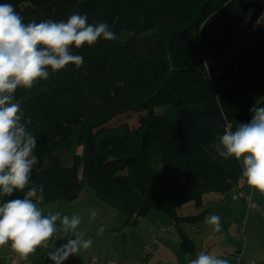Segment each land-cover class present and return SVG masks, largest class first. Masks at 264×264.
<instances>
[{
  "label": "trees",
  "instance_id": "16d2710c",
  "mask_svg": "<svg viewBox=\"0 0 264 264\" xmlns=\"http://www.w3.org/2000/svg\"><path fill=\"white\" fill-rule=\"evenodd\" d=\"M0 3L11 4L25 23L66 22L77 13L89 23L106 22L116 34L115 40L101 37L92 46L73 47L84 58L79 69L69 64L49 70L47 80L14 93L15 99L30 93L22 122L30 120L26 127L37 139L34 154L57 150L75 130L82 152L31 173L24 192L8 200L36 187L41 203L74 202L91 187L127 222L137 224L160 208L178 224L205 221L208 207L202 208L201 195L224 194L244 178L239 161L223 160L213 145L225 127L235 130L250 122L253 105L264 107V24L255 25L264 0ZM135 112L137 126L119 120ZM192 201L196 214L180 215L181 206ZM181 232L182 249L192 251L193 240ZM152 236L153 247L145 252ZM152 236L140 263L150 264L158 234Z\"/></svg>",
  "mask_w": 264,
  "mask_h": 264
},
{
  "label": "clouds",
  "instance_id": "9594fccd",
  "mask_svg": "<svg viewBox=\"0 0 264 264\" xmlns=\"http://www.w3.org/2000/svg\"><path fill=\"white\" fill-rule=\"evenodd\" d=\"M101 37L116 39L106 22L89 23L87 16L74 13L66 22L48 19L25 23L11 4L0 3V195L24 192L33 168L39 163L34 154L37 139L26 127L30 120L22 122L14 93L18 88L31 89L38 80H47L49 70L58 72L69 64L79 69L84 58L74 54L73 47L92 46ZM249 111L250 122L239 123L235 130L230 125L225 127L213 148L223 160L240 161L247 185L264 194V107L253 105ZM41 202L37 188L31 187L22 198L0 204V247L10 242L16 258L24 261L37 248L47 247L53 235L60 232L64 235L58 239L66 242L54 247L48 259L63 264L70 256H78L92 246L93 241L77 231L81 216L44 214L38 206ZM205 222L214 232L222 230L219 215L206 216ZM103 232L101 226L98 234ZM189 264H229V261L201 251Z\"/></svg>",
  "mask_w": 264,
  "mask_h": 264
},
{
  "label": "rangeland",
  "instance_id": "374dc122",
  "mask_svg": "<svg viewBox=\"0 0 264 264\" xmlns=\"http://www.w3.org/2000/svg\"><path fill=\"white\" fill-rule=\"evenodd\" d=\"M253 12H254L253 8L248 11V13L246 14L243 20L244 24L250 22L253 16ZM263 19H264V8L262 9L261 12L258 13L255 25L257 26L260 23H262L261 20ZM38 91L39 90H36L35 93ZM31 93H33V91ZM28 96H30V93L21 96L19 99L14 98V102L19 103L20 105L21 113H23L25 102ZM128 115H129L128 117L126 113L119 115L120 117L119 120L120 121L126 120L130 122L131 126H137L138 115H139L138 112L129 113ZM77 134L78 131L75 130L72 136L70 137V140L66 144H64L55 151L49 152L43 156H38L39 163L33 168L32 173L38 171L43 167H46L47 165H50L52 163H55L63 159V157L66 156L73 157L76 153H78L81 150L82 146H80L79 148L77 147L78 146ZM239 163L241 164L240 161ZM242 196H245V200H247V198H250L254 207H256L257 204L260 205L261 210L258 208L255 209V212H258L260 215L256 213L257 217L256 216L254 217L260 220L261 216L262 217L264 216V194H261L259 191H256L251 187H249L246 183V179L243 177L240 178L239 184H237L236 186H234L233 189H231L230 191L224 194H222L219 191H211V192L203 193L201 195L202 205L204 206H210L213 203H215L216 200L223 199L222 204L225 203L230 208L229 210H225L222 212L213 211L210 214V215H214V214L219 215L221 217V225H222V230L219 232V235L214 233L212 237H210V239L213 240V243H215L216 246H220L219 250L221 251L217 252L214 250V252L217 253L216 256H218L219 258L227 259L229 261V264H237L238 255L241 256L242 259L241 264H253L255 262L252 256L255 254V251L258 249L260 253L257 254L259 261L258 264H264V249L262 246L264 244V217L261 223L260 221H258V219H255V226L252 228V219L251 218L248 219V214L249 212H251V210L254 209H252L253 207L248 208L247 202L242 201ZM237 198L241 199V204L237 202ZM257 201L260 203H258ZM47 204H40L39 206H48V208L50 209L47 210V213L59 212L61 216L63 215L71 216L72 214H77L76 211L77 209H79V214L82 218V222L78 228L81 230L85 229L86 231H88L89 229L90 233L86 234L84 238L85 239L90 238L91 240L92 238H95V242H98L99 240L101 241L111 238L112 233L109 230L106 231L104 230L102 235L98 234V229L102 225L106 224V222L110 221L113 224L121 225L123 231H121V234L118 235L116 238V247H117L116 256L117 258L118 256L122 257V258H118L121 261L120 262L121 264L124 263L123 262L125 260L124 256H126V259H134L140 253V252L138 253L137 251V248L139 246L138 242L141 240L142 234H145L148 231H150L151 234L148 235L147 239H149L151 235L160 234V232L162 231V227L169 229L167 232H165L163 237L162 235H159L158 238H156L157 240L155 242V248L153 253L155 252V254L157 255V250L159 249V255H160L163 250H165L166 252L171 250L172 242H174L175 239L179 235H181L180 234L181 228L188 229L189 233L191 232V234L193 235V237H195L196 240H197L196 238L197 234H195L194 232L202 228V223L200 221H195V222L180 221L178 222V224H176L173 217L165 214L160 208H153L147 215L141 217L140 218L141 220L137 224H134L133 222L131 223L127 222V216L124 215V213L100 201V199L96 197L95 191L91 187L86 189L81 194V196L74 202L65 203L64 201H54ZM84 205H88L91 207L88 208V212H86V214H83ZM196 212H197V207L194 201L184 204L181 207V209H179L180 215L196 214ZM93 213H95V216H93ZM241 214H243V220H241L243 222L242 228H241V223L239 221L241 218ZM57 224L59 225V221H57ZM170 228H172V230ZM242 229H246L245 233H242ZM210 231H213V229L211 228ZM248 231H253V232L251 235H249ZM52 238L54 239V235ZM120 238H127V239L121 241ZM179 238L181 239V237ZM248 238L250 239L249 241ZM247 241H248V245L245 251V246ZM181 242L182 239L179 241L178 249H180ZM206 249L207 248L205 247V250L203 252L206 253ZM180 251L182 252V254H185V252L182 249H180ZM210 252L213 253L212 247ZM117 258L115 259L117 260ZM151 258H152V254H150L149 256V261L152 264ZM191 259H194V257L191 256ZM158 264H161V261ZM164 264H173V263L171 261H165Z\"/></svg>",
  "mask_w": 264,
  "mask_h": 264
},
{
  "label": "crops",
  "instance_id": "0c3cea01",
  "mask_svg": "<svg viewBox=\"0 0 264 264\" xmlns=\"http://www.w3.org/2000/svg\"><path fill=\"white\" fill-rule=\"evenodd\" d=\"M80 146H82V145H78L77 147L79 148ZM77 151H79V150H77ZM80 152H82V147H81V150L79 151V153ZM243 198H244V196H242V201L244 202L245 200ZM7 200H8L7 196L0 195V204H2L4 202H7ZM222 201H223V199H218L212 205L207 206L208 207V216H210V214L213 211L214 212H222V211L230 209L225 203L222 204ZM237 202H239L241 204V199L237 198ZM65 203H67V202H65ZM258 203H260V202H258ZM40 204H47V203H39L38 206ZM39 207H41L43 209L44 214H48L47 210L50 209V208H48V206H39ZM204 207L205 206L203 205L202 208L204 209ZM88 208H91V207L88 206V205H84L83 214H86V212H88ZM256 208L257 207H253L252 209H254V210H251V212H249V214H248V219H250V218L252 219V228L255 226V219H258V218H254L255 216L257 217L256 213H258V212H255ZM258 209H260V208H258ZM76 212H77V215L80 216L79 209H77ZM191 215H193V214H191ZM258 215H260V214L258 213ZM263 217L261 216L260 220L258 219V221H260V223L263 221ZM241 220H243V214H241V218H240L239 221H241ZM185 221H188V220H185ZM189 222H193V221L189 220ZM200 222L202 223V228L200 230H196L197 233L194 232L195 234H197L196 238H197L200 246H199L197 240L195 239V237H193V235L191 234V232L189 233L188 229H182L181 228V230L183 231L181 233H185L187 236L192 238L193 243H194L193 250L192 251L184 250V248L182 249V247L180 246V249H182L185 252V254H182L180 249H178L179 241H180L179 237H181V235H179L175 239V241L172 242V247H171L170 251L166 252L165 250H163L162 253L159 255V249H158L157 250V255L158 256L155 254V252L152 253V258H151L152 264H158L160 261H161V264H164L165 261H171L173 264H184V261H185L186 258L187 259L185 261V264H189L191 256H193L194 259H195L198 256L199 250L201 249L202 251H204L205 247L207 248L206 249V253H210V254L216 255L217 253H215L214 250L217 251V252H220L221 251V250H219L220 246H216V244L213 243V240L210 239V237H212V235L214 233H216L217 235H219V233L210 231L212 226L208 225L204 220H202ZM102 226H103L105 231L109 230L112 233L111 238L110 239H106V240H101V241L99 240L98 242H95V238H92L93 244L88 250H86V251L82 250L78 254V256L72 257L78 264H89L88 259L91 258L92 256H97V258L101 262H106L108 260V261H116L117 263L121 264L120 263L121 261L118 258H122V257L118 256V258H117V256H116V252H117L116 238H117L118 235L121 234V231H123V229H122L121 225L113 224L110 221L106 222V224H104ZM245 230L246 229H242V233H245ZM77 231L78 232H82L84 234V236L86 234L90 233L89 229H88V231H86L85 229L81 230V229L78 228ZM252 232L253 231H248V234L251 235ZM149 234H151L150 231H148L145 234H142L141 240L138 242L139 246L137 248V251H138V253L139 252L140 253L134 259H126V256H124L125 260L123 261L124 262L123 264H144V263H138L137 260H138L139 255L143 251V246L146 243V241H147L146 239H147ZM63 235L64 234H62L60 232H57L56 234H54V239L52 238L50 240V242L52 241L53 243H56L58 245L60 243H62V242H66V241H63V239H58V237H63ZM90 237H92V236H90ZM87 239H90V238H87ZM120 239L122 241V240L127 239V238H123V239L120 238ZM249 240L250 239L248 238V241ZM248 241H247L246 246H245V251H246V248H247V245H248ZM212 243H213V245H212ZM262 246H263V249H264V244ZM211 247H212L213 253L210 252ZM201 250H200V252H201ZM48 253L49 252L47 250H44V251L36 250L35 253L31 254L28 257L29 264H54L53 261L48 259ZM258 253H259V250L257 249L255 251V254L252 256V258H254V262H255L253 264H258V262H259L258 261V257H257ZM186 255H188V256H186ZM115 258H117V260ZM0 264H18V260L16 259V257L13 256V251H12V249L10 247V242H9V244H6L5 246L0 247ZM63 264H69V262L68 261H64Z\"/></svg>",
  "mask_w": 264,
  "mask_h": 264
},
{
  "label": "built area",
  "instance_id": "2783aa9c",
  "mask_svg": "<svg viewBox=\"0 0 264 264\" xmlns=\"http://www.w3.org/2000/svg\"><path fill=\"white\" fill-rule=\"evenodd\" d=\"M242 175H243V169H242ZM247 203H248V207L250 206H253V203L251 201L250 198H247ZM258 207H260V205H258ZM169 229L165 228V227H162V231L160 232L159 235H162L164 232H167ZM155 236H152L151 239H150V242L145 246V252L146 251H149L150 249H152L153 247V240H154ZM56 246H59L58 244L56 243H53V242H50L48 243V246L47 247H39L37 248V250H47L48 252L52 251L54 247ZM13 251V250H12ZM13 256L16 257V254L13 252ZM17 259V258H16ZM18 260V259H17ZM69 262V264H78L71 256L66 260ZM138 263H140L138 261ZM18 264H29V261L28 259L27 260H24V261H20L18 260ZM89 264H119L117 263L116 261H106V262H101L97 256H92L89 260Z\"/></svg>",
  "mask_w": 264,
  "mask_h": 264
},
{
  "label": "water",
  "instance_id": "95a60500",
  "mask_svg": "<svg viewBox=\"0 0 264 264\" xmlns=\"http://www.w3.org/2000/svg\"><path fill=\"white\" fill-rule=\"evenodd\" d=\"M262 24H264V19L262 20Z\"/></svg>",
  "mask_w": 264,
  "mask_h": 264
}]
</instances>
